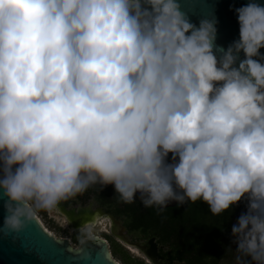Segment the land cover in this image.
<instances>
[{
  "label": "clouds",
  "instance_id": "clouds-1",
  "mask_svg": "<svg viewBox=\"0 0 264 264\" xmlns=\"http://www.w3.org/2000/svg\"><path fill=\"white\" fill-rule=\"evenodd\" d=\"M192 2L0 0V232L111 186L146 208H241L219 264H264V2L230 8L227 45Z\"/></svg>",
  "mask_w": 264,
  "mask_h": 264
},
{
  "label": "flooded vegetation",
  "instance_id": "flooded-vegetation-1",
  "mask_svg": "<svg viewBox=\"0 0 264 264\" xmlns=\"http://www.w3.org/2000/svg\"><path fill=\"white\" fill-rule=\"evenodd\" d=\"M241 210L213 216L199 201L146 208L138 196L125 204L111 186L93 185L82 195L61 202L51 213L41 212L51 219L47 222L53 225L51 229L64 232L53 236L67 240L74 249L82 246L77 237L84 223L93 216L107 217L94 233L106 242L113 259L119 249L146 264H219L222 258L230 259L226 255L229 228Z\"/></svg>",
  "mask_w": 264,
  "mask_h": 264
},
{
  "label": "water",
  "instance_id": "water-1",
  "mask_svg": "<svg viewBox=\"0 0 264 264\" xmlns=\"http://www.w3.org/2000/svg\"><path fill=\"white\" fill-rule=\"evenodd\" d=\"M245 2L246 0H193L188 7L193 22L202 14L214 11L218 19L217 43L227 45L238 35L235 15L230 8ZM2 216L0 209V221ZM70 249L74 248L67 240L56 239L35 216L19 233L0 232V264H103L104 253H110L108 245L100 238L86 241L79 253Z\"/></svg>",
  "mask_w": 264,
  "mask_h": 264
},
{
  "label": "rangeland",
  "instance_id": "rangeland-1",
  "mask_svg": "<svg viewBox=\"0 0 264 264\" xmlns=\"http://www.w3.org/2000/svg\"><path fill=\"white\" fill-rule=\"evenodd\" d=\"M45 214H43L42 212H39L35 216L44 225L46 230H48L49 232L52 233V235H54L56 237L63 236L64 232L62 230L59 231L58 229H56V230L51 229V227L53 228V225H51V223H47L51 219ZM58 227H60V226H58ZM114 259L119 264H146L145 262H143L142 260L138 259L137 257L136 258L135 257H131L130 255L126 254L125 252L120 251L119 249L117 250V252H116V254L114 256ZM124 261H126L128 263H126Z\"/></svg>",
  "mask_w": 264,
  "mask_h": 264
},
{
  "label": "snow or ice",
  "instance_id": "snow-or-ice-1",
  "mask_svg": "<svg viewBox=\"0 0 264 264\" xmlns=\"http://www.w3.org/2000/svg\"><path fill=\"white\" fill-rule=\"evenodd\" d=\"M41 240L43 239V238H40Z\"/></svg>",
  "mask_w": 264,
  "mask_h": 264
},
{
  "label": "trees",
  "instance_id": "trees-1",
  "mask_svg": "<svg viewBox=\"0 0 264 264\" xmlns=\"http://www.w3.org/2000/svg\"><path fill=\"white\" fill-rule=\"evenodd\" d=\"M124 262H126V261H124ZM126 263H128V262H126Z\"/></svg>",
  "mask_w": 264,
  "mask_h": 264
},
{
  "label": "bare ground",
  "instance_id": "bare-ground-1",
  "mask_svg": "<svg viewBox=\"0 0 264 264\" xmlns=\"http://www.w3.org/2000/svg\"><path fill=\"white\" fill-rule=\"evenodd\" d=\"M39 221V220H38ZM40 222V221H39Z\"/></svg>",
  "mask_w": 264,
  "mask_h": 264
}]
</instances>
